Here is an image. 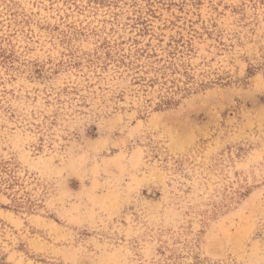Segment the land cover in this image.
Listing matches in <instances>:
<instances>
[{"label":"rangeland","instance_id":"374dc122","mask_svg":"<svg viewBox=\"0 0 264 264\" xmlns=\"http://www.w3.org/2000/svg\"><path fill=\"white\" fill-rule=\"evenodd\" d=\"M263 60L264 0H0V264H264Z\"/></svg>","mask_w":264,"mask_h":264},{"label":"trees","instance_id":"16d2710c","mask_svg":"<svg viewBox=\"0 0 264 264\" xmlns=\"http://www.w3.org/2000/svg\"><path fill=\"white\" fill-rule=\"evenodd\" d=\"M183 40V38L179 39V40H173L171 43H169V45L171 46V44L173 42H175V44L179 45V43ZM178 48L177 47H174V50H177ZM169 55L171 54H174L172 51H169ZM135 55L137 56L136 59L138 57H142V56H146V57H149V58H156L158 57V54L153 51V50H150L149 49V46L148 47H145V48H138L136 51H135ZM128 56L126 55H122V57L119 59V61H121L122 63H125L126 61V58ZM156 61V60H155ZM155 61H153L152 63H154ZM159 61V60H158ZM161 61V59H160ZM135 61H132L130 59L129 63L128 64H133ZM168 68H171L173 69L172 71L176 70L175 68V65H174V62L170 60L169 64H164L162 65L160 68H159V71H160V74H162L163 77H165V71L166 69ZM257 70H261L263 71L264 73V60L260 62V64L258 66H255V65H250V67L247 69V73L249 75H253ZM187 78L188 80L191 78L188 74H187ZM142 80H145L143 78H141ZM160 78L159 76L156 77V78H150L147 80V82L151 85H154L156 83H159V84H167L166 82H161L159 81ZM218 80H222V78H218ZM166 81H169L171 82L173 85L172 86H168L166 87V93L164 95H162L160 97V101L157 103V107L159 109L161 108H169V107H172V106H175L179 103V99L177 98V95L180 94V93H183L182 95H186L188 94L193 88L194 86L193 85H185L183 87H178L175 85V81L174 80H170V79H167ZM209 84V82H206V83H200L199 85H197V87H206L207 85Z\"/></svg>","mask_w":264,"mask_h":264}]
</instances>
